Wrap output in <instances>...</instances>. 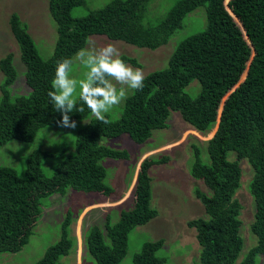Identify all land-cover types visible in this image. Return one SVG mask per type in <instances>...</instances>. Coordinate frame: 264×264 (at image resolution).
I'll list each match as a JSON object with an SVG mask.
<instances>
[{"label":"trees","instance_id":"1","mask_svg":"<svg viewBox=\"0 0 264 264\" xmlns=\"http://www.w3.org/2000/svg\"><path fill=\"white\" fill-rule=\"evenodd\" d=\"M151 2L112 0L74 17L72 10L85 5V0H48L56 39L47 59L40 54L26 24L17 13L11 14L9 25L26 66L29 90L12 93L17 70L13 53H7L0 59L4 74L0 83V147L14 139L31 141L43 127H60V113L54 111L47 96L56 62L72 59L91 36L155 50L182 31L184 19L197 8H205L207 23L204 30L175 40L166 66L145 76L143 89L127 97L117 120L106 114L110 122L103 124L94 116L88 117L91 113L86 107L83 112L70 114L69 121L87 120L79 126L75 153L66 156L51 176L43 173L41 162L62 151H33L23 176L0 165V253L18 252L28 243L41 215L42 198L64 195L69 188L108 197L113 194L114 189L104 181L106 168L101 160L128 159V153L104 145L103 138L128 134L142 144L153 130L168 127L172 113H179L201 133L216 127L205 141L207 161L202 160L200 147L192 145L190 175L209 190L195 189L206 217L187 222L194 228L200 246L198 264H256L260 256L264 258V0H176L160 18L151 17ZM121 59L137 65L135 58L122 54ZM193 81L200 86L195 97L187 90ZM167 160L166 156L146 157L137 173L133 206L123 209L114 224L106 215L105 230L91 225L83 231L85 252L97 264H122L129 232L157 215L150 206L149 170ZM242 160L252 171L247 190L255 206L249 228L256 241L246 252H242L240 233L242 206L235 197L241 187ZM72 220L73 212L68 209L61 222L60 240L49 246L35 264H65L61 258L73 246ZM163 244V239L144 243L133 254L132 264H162L165 258L157 257L156 251Z\"/></svg>","mask_w":264,"mask_h":264},{"label":"rangeland","instance_id":"2","mask_svg":"<svg viewBox=\"0 0 264 264\" xmlns=\"http://www.w3.org/2000/svg\"><path fill=\"white\" fill-rule=\"evenodd\" d=\"M85 1V5L72 10L74 17H82L89 10L102 8L112 0ZM175 1L152 0L151 17H163ZM14 12L26 24L28 32L44 59L49 58L53 52L56 26L48 11V0H0V59L7 53H13V65L17 70V77L12 84L11 91L12 93L27 92L29 87L24 75L26 66L20 58L19 45L9 25V18ZM206 23L205 8H197L184 19L185 28L173 36L166 45L155 50L138 48L122 40H109L105 36H91L89 41L95 42L98 47L108 43L114 44L121 55L135 58L137 61V65L126 64L134 69H141L146 76L166 66V61L175 48V40H180L191 32L204 30ZM89 41L85 48L88 47ZM73 61L72 76L77 79L82 78L83 69L75 62V55ZM3 77L4 74L0 70V83ZM199 87V84L193 81L187 89L190 96H197ZM132 92L129 90L128 96ZM124 103L125 101L108 113L112 120H117L121 116ZM90 116L92 115L89 114L88 117ZM168 119L167 128L153 130L152 136L142 144L134 142L128 134L115 138H103L101 143L104 145L113 149H123L128 153V159L105 158L101 160V164L106 168L104 181L114 189L113 194L108 197L96 192L69 188L64 195L53 194L42 198L41 215L28 243L18 252L0 253V264H35L49 246L60 240L61 222L68 209L73 212V220L70 224L73 246L70 253L61 258V262L97 264L93 257L85 252L83 231L91 225H98L104 229L106 215L110 216L114 224L119 220L123 209L133 206V189L140 163L151 155L157 158L168 157L166 162L154 165L149 170L151 177L150 206L157 210V215L129 232L128 251L122 264H132L133 254L138 252L144 243L159 239H163L164 244L156 251V256L165 258L162 264H198L200 246L197 243L194 228L188 227L187 222L206 217L204 206L195 195V189L199 188L205 193H209V190L202 181L190 175V162L194 144L200 147L202 160L207 161L205 141L213 135V129L208 133H201L188 124L179 113H172ZM86 120H70L69 123L75 121V128L43 127L38 130L31 141L23 142L16 139L8 141L0 147V165L11 167L19 176H23L27 161L33 151H62L45 157L41 162L43 173L51 176L66 156L75 153V139L80 125H83ZM230 157L232 158V155ZM240 166L243 171L241 187L235 197L242 206L239 216L242 220L240 233L244 240L242 252H246L256 241L249 228V224L254 219L255 206L247 190V184L252 177L251 168L245 160L241 161ZM241 257L242 255L239 259ZM239 259H237L238 262ZM256 264H264V258L260 256Z\"/></svg>","mask_w":264,"mask_h":264},{"label":"clouds","instance_id":"3","mask_svg":"<svg viewBox=\"0 0 264 264\" xmlns=\"http://www.w3.org/2000/svg\"><path fill=\"white\" fill-rule=\"evenodd\" d=\"M75 62L83 69L82 78L72 76L73 58H63L56 62L51 90L47 92L49 103L60 113V127L75 128V121L69 123L70 114L83 112L85 107L98 121L108 124L106 114L126 101L128 91L144 87L143 71L126 64L112 43L98 47L90 40L88 47L77 51ZM215 129L214 126L213 134Z\"/></svg>","mask_w":264,"mask_h":264}]
</instances>
